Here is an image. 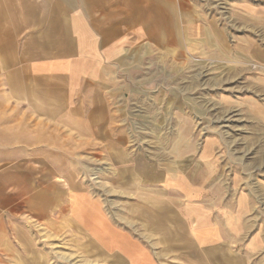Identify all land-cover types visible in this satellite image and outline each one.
<instances>
[{
	"label": "crops",
	"instance_id": "1",
	"mask_svg": "<svg viewBox=\"0 0 264 264\" xmlns=\"http://www.w3.org/2000/svg\"><path fill=\"white\" fill-rule=\"evenodd\" d=\"M177 3L0 0V264H42L32 226L43 222L52 232L65 226L68 243L81 242L83 264H264V229L241 222V204L220 201L201 155L158 166L115 139L125 130L112 124L113 99L134 84L119 73L139 59L140 43L147 52L144 43L156 39L165 52L156 34L187 22L188 8ZM210 31H203L209 41ZM58 128L67 144L98 139L86 152L131 170L121 173L130 179L128 203L108 202L68 176L43 192L42 174L27 169L47 168Z\"/></svg>",
	"mask_w": 264,
	"mask_h": 264
},
{
	"label": "rangeland",
	"instance_id": "2",
	"mask_svg": "<svg viewBox=\"0 0 264 264\" xmlns=\"http://www.w3.org/2000/svg\"><path fill=\"white\" fill-rule=\"evenodd\" d=\"M178 1L188 8L181 11L187 22L172 21L167 34H156L162 44L167 43L163 47L169 55L151 38L144 43L147 52L140 43L139 59L132 58L119 73L120 82L134 84L122 87L113 99L119 110L112 124L125 130L115 139L158 166L183 154L193 160L202 156L220 201L228 198L241 204V222L263 230L264 0ZM206 27L211 30L210 41L203 34ZM65 134L63 128L55 132L56 172L51 159L44 162L47 168L27 169L32 175L42 174L43 192L50 180L68 176L85 182L108 202L119 198L128 203L131 196L122 193L130 179L121 173L130 175L131 170L116 169L114 159L86 152L99 145L98 139L91 140L93 147L77 138L75 142L68 138L67 144ZM239 194L246 196L244 201H237ZM32 228L34 241L42 246V264H83L81 242L68 243L65 226L59 228L64 232H52L44 222ZM262 257L264 262V252Z\"/></svg>",
	"mask_w": 264,
	"mask_h": 264
}]
</instances>
